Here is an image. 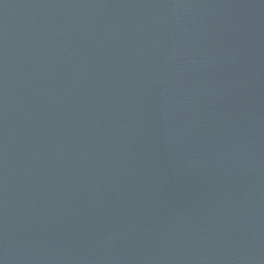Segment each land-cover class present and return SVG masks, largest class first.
<instances>
[{
  "label": "water",
  "instance_id": "95a60500",
  "mask_svg": "<svg viewBox=\"0 0 264 264\" xmlns=\"http://www.w3.org/2000/svg\"><path fill=\"white\" fill-rule=\"evenodd\" d=\"M0 264H264V0H0Z\"/></svg>",
  "mask_w": 264,
  "mask_h": 264
}]
</instances>
